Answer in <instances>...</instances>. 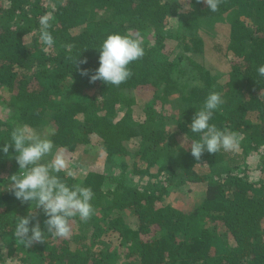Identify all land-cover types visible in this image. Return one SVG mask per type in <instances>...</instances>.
Wrapping results in <instances>:
<instances>
[{"label":"trees","instance_id":"16d2710c","mask_svg":"<svg viewBox=\"0 0 264 264\" xmlns=\"http://www.w3.org/2000/svg\"><path fill=\"white\" fill-rule=\"evenodd\" d=\"M184 7L179 0H0V91L9 96L2 103L7 115L0 116V238L8 258L18 256L22 264H264V76L258 73L264 0H222L217 12L197 0ZM46 13L55 41L47 51L39 39ZM129 32L142 37L145 49L128 65L131 78L118 87L90 83L104 40ZM68 44L74 47H63ZM85 58L79 67L89 75L81 76L74 61ZM139 90L152 96L142 121L133 116ZM211 91L226 103L209 123L240 133V144L196 161L188 146L200 134L189 125ZM167 105L177 112L166 113ZM47 117L55 148L75 152L97 136L105 170L81 179L60 172L69 186L92 188L94 215L87 223L72 218L70 238L54 239L39 212L45 243L26 248L14 230L30 205L5 191L20 169L14 149L5 155L2 148L13 143L15 126L39 129ZM135 138L139 147L131 152L127 144ZM252 153H260L259 181L246 174ZM129 163L146 184L128 177ZM201 182L206 191L197 207L166 201L172 189ZM125 212L135 217L134 227ZM107 234H117L119 246L96 248ZM4 259L0 252V264Z\"/></svg>","mask_w":264,"mask_h":264},{"label":"clouds","instance_id":"9594fccd","mask_svg":"<svg viewBox=\"0 0 264 264\" xmlns=\"http://www.w3.org/2000/svg\"><path fill=\"white\" fill-rule=\"evenodd\" d=\"M197 2L204 3L211 12H217L222 0H197ZM51 20V13L39 18V39L46 46L45 51L55 43L49 31L52 26ZM63 47L70 50L74 46L68 44ZM99 52V67L90 76L89 82L95 83L99 80L117 87L133 75L128 65L145 55L142 37L138 33L131 32L124 35H109L102 43ZM74 63L81 76L89 75V70H81L79 67L80 64L87 63L86 58L77 59ZM258 73L264 76V66L258 68ZM225 103L220 92L211 91L203 106L194 114L189 127L192 133L200 134V138L192 140L188 147L196 161H200L205 152L216 154L221 150L228 152L238 149L240 133L222 131L215 124L209 123L214 113ZM50 134V132H38L27 124L17 125L11 132L13 143H6L2 148L5 155L9 153L10 148L14 149L16 154L14 159L20 169L19 174L10 176L7 189L22 204L30 205L27 216L16 218L14 230L15 237L26 248L36 243H45V231H42L37 218L39 212L47 217L44 220L46 232L54 239L70 238L72 218L78 216L81 222L87 223L95 212L91 203L95 195L92 188L80 184L69 186L58 175L64 171L68 176H75L76 172L69 168V161L63 149L53 151L55 145L49 138ZM46 157L51 159L46 161ZM32 207L35 212L32 211Z\"/></svg>","mask_w":264,"mask_h":264},{"label":"rangeland","instance_id":"374dc122","mask_svg":"<svg viewBox=\"0 0 264 264\" xmlns=\"http://www.w3.org/2000/svg\"><path fill=\"white\" fill-rule=\"evenodd\" d=\"M190 0H179V3L182 4L185 8H188ZM178 20L171 19L170 21V27L172 28L173 33L177 32L178 29ZM30 40V38H28ZM198 61L200 60V57L195 58ZM136 96V105L134 106V119L136 121H142L144 118V106L147 101L151 99V92L144 91V90H139L135 92ZM3 100L8 101L9 96L7 93L0 91V116H6L7 112L4 109L2 103ZM180 106V99H175L172 102V108L174 110L178 109ZM166 113H176L177 111H174L171 109L169 105L165 107ZM46 120L48 122L45 123L44 126H42L39 129H36L38 132L41 133H51L52 127L49 123V118L47 117ZM169 129L171 131L175 130V125L172 124L169 126ZM51 135V134H50ZM49 135V137H50ZM176 140L179 141L180 143L183 140V137L176 136ZM140 143V139L135 138L132 141H130L128 145V149L131 152H134L135 150L138 149ZM56 149H63L66 155V158L69 161V168L71 170H74L76 172V175L73 176L75 178H83L88 172H98L102 173L105 170V152L103 150V143L102 141L97 137V136H92L91 143L87 146H82L78 148L75 152H71L68 149L64 148H54L53 151ZM260 151H264V148H262ZM261 152V153H262ZM51 157H46L45 160H49ZM260 153H252L251 157L249 158V165H248V170L246 171V174H248V177H250L253 181H259L262 172L261 168L263 165H261V160H260ZM128 167V172L127 175L128 177L132 180H134V184L136 185H142L147 183V177H142V176H137L134 178L133 172H132V165L129 163ZM115 175H118L120 171H114L113 172ZM8 175L7 173H5ZM5 191H9L6 187ZM205 191H206V183L201 182V183H196L193 185H190L188 190L185 188L183 191L179 192L177 189H172L170 195L166 198V201L172 203H180L183 208L185 209H193L197 207L202 200L204 199L205 196ZM124 216V219L126 223H128L130 226L134 227L136 219L132 214H129V212H125V214H122ZM101 242L103 244H98L96 248L99 247H107L109 249L110 245L111 248H115L116 246H119V240H118V235L117 234H107L104 235L101 239ZM0 252L1 254L4 255V260L6 264H22L20 261H18L19 257L15 256L12 258H8V250L4 246V242L1 241L0 238Z\"/></svg>","mask_w":264,"mask_h":264}]
</instances>
